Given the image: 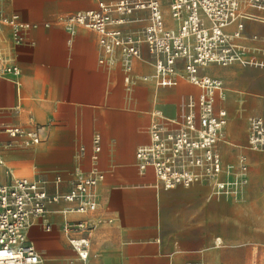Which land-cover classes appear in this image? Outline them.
I'll return each instance as SVG.
<instances>
[{
  "label": "crops",
  "instance_id": "obj_1",
  "mask_svg": "<svg viewBox=\"0 0 264 264\" xmlns=\"http://www.w3.org/2000/svg\"><path fill=\"white\" fill-rule=\"evenodd\" d=\"M160 1L172 27L168 0ZM96 7V0H0L4 14L27 24L14 48L17 69L0 73V155L15 176L37 180L49 195L66 193L92 169L101 174L93 212H66L71 204L59 199L32 219L27 236L38 264H264V147L246 144L249 120L264 121V67L200 68L222 82L215 99L227 113L216 142L220 170L164 188L151 166L138 167L135 152L150 143L153 124L163 136L172 131L183 100L200 90L180 71L174 85H157L145 46L126 70L119 52H102L97 32L63 22ZM247 12L256 18L243 21L240 41L264 61V10ZM147 16L133 11L122 30H139ZM7 126H40L41 141L25 143L3 132ZM66 221L86 228L66 231ZM76 235L89 240L85 258L69 242Z\"/></svg>",
  "mask_w": 264,
  "mask_h": 264
},
{
  "label": "built area",
  "instance_id": "obj_2",
  "mask_svg": "<svg viewBox=\"0 0 264 264\" xmlns=\"http://www.w3.org/2000/svg\"><path fill=\"white\" fill-rule=\"evenodd\" d=\"M96 4L95 9L65 16L63 22L97 32L102 52L108 56L119 52L126 70L131 68L133 59H141L145 46L152 56L157 85H174L180 71L200 90L196 96L188 95L183 100L180 121L174 122L172 131L163 136L157 125L151 126L150 143L135 152L138 167L151 166L164 188L189 186L200 177L218 173L221 161L216 142L227 118L224 108H215L222 82L199 70L209 63L264 67V61L240 41L244 36L243 21L256 18L247 8L264 10V0H168L172 27L165 24L160 0H96ZM135 10L148 11L146 23L139 30L123 31L121 25ZM24 27L27 24L17 13L6 15L0 9V73L17 69L14 48L19 42L18 32ZM40 129L7 126L3 132L22 135L25 143L36 144L41 141ZM92 143L94 152H98V135L93 136ZM248 144L252 148L264 147V122L260 117L249 120ZM100 177L92 169L66 193L49 195L37 180L15 176L0 155V264H38L39 253L27 236L32 219L44 213L47 203L59 199L71 204L66 212H93V188ZM216 186L223 189L222 183ZM73 227L83 230L86 225L81 221L63 224L66 231ZM69 242L80 258L86 257V236H71Z\"/></svg>",
  "mask_w": 264,
  "mask_h": 264
},
{
  "label": "rangeland",
  "instance_id": "obj_3",
  "mask_svg": "<svg viewBox=\"0 0 264 264\" xmlns=\"http://www.w3.org/2000/svg\"><path fill=\"white\" fill-rule=\"evenodd\" d=\"M216 98H217V95H216L215 99H216ZM263 122H264V121H263ZM247 131L249 132L248 128H247ZM246 144H248V142H247ZM262 188L264 189V185H262ZM262 209H264V203L262 204ZM257 235H259V234H257Z\"/></svg>",
  "mask_w": 264,
  "mask_h": 264
},
{
  "label": "bare ground",
  "instance_id": "obj_4",
  "mask_svg": "<svg viewBox=\"0 0 264 264\" xmlns=\"http://www.w3.org/2000/svg\"><path fill=\"white\" fill-rule=\"evenodd\" d=\"M221 93V91L217 92L216 95H219Z\"/></svg>",
  "mask_w": 264,
  "mask_h": 264
}]
</instances>
